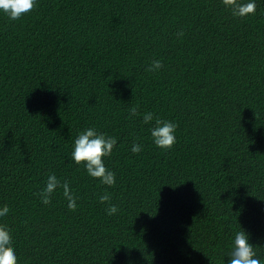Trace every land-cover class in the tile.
Returning a JSON list of instances; mask_svg holds the SVG:
<instances>
[{"label":"trees","instance_id":"obj_1","mask_svg":"<svg viewBox=\"0 0 264 264\" xmlns=\"http://www.w3.org/2000/svg\"><path fill=\"white\" fill-rule=\"evenodd\" d=\"M255 4L246 17L222 0H36L16 21L0 11V225L17 264H227L242 229L264 264ZM153 60L163 68L146 71ZM146 112L177 124L172 148L154 144ZM89 127L117 140L103 158L112 187L71 158ZM52 173L69 182L75 211L60 187L49 205L36 195Z\"/></svg>","mask_w":264,"mask_h":264},{"label":"clouds","instance_id":"obj_2","mask_svg":"<svg viewBox=\"0 0 264 264\" xmlns=\"http://www.w3.org/2000/svg\"><path fill=\"white\" fill-rule=\"evenodd\" d=\"M222 3L231 10L234 17L254 15L256 11L255 0H247V2H242V0H222ZM35 7L36 0H0V11L5 13L12 21L19 20ZM176 36L181 38L184 36V32L181 30L176 33ZM162 68V61L153 60L146 68V71L156 72ZM140 115L138 105L130 108V118ZM153 120H155V123L151 128V136L154 144L161 149L172 148L176 142L175 132L177 124L154 117L152 112L143 113V123L149 124ZM116 144L117 140L115 137L98 133L94 128L89 127L81 131L75 139L71 158L76 164L83 163L89 176L99 179L102 184L108 187H112L116 183L115 173L106 168L103 158L112 154ZM131 151L138 154L142 151V145L133 143ZM58 187L63 189V197L68 202V209L75 211L78 197L71 190L69 182L65 180L62 183L55 173L48 176L46 186L36 195L39 196L43 204L49 205L52 203V196ZM111 199V194L107 191L99 196V202L106 205L105 211L108 215H113L118 211V207L111 202ZM8 212L9 207L7 205L3 206V208H0V217L7 215ZM12 243L10 231L0 225V264H17V256ZM227 264H261V259L257 256L254 245L249 242L248 234L243 229L234 234Z\"/></svg>","mask_w":264,"mask_h":264}]
</instances>
